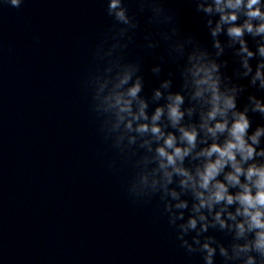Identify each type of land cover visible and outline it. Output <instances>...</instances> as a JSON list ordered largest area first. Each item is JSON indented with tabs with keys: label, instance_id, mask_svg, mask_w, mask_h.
Masks as SVG:
<instances>
[{
	"label": "clouds",
	"instance_id": "obj_1",
	"mask_svg": "<svg viewBox=\"0 0 264 264\" xmlns=\"http://www.w3.org/2000/svg\"><path fill=\"white\" fill-rule=\"evenodd\" d=\"M9 2L18 8L22 0ZM194 2L196 12L203 14L205 27L212 37V47L218 50L216 55L219 56L224 51L218 36L225 33L230 41L229 47L239 45L237 54L245 69L243 76L250 77L251 86H256L259 81V89L264 90V0ZM138 4L139 12H150L148 24L156 27L154 33L148 32L145 35V40L149 41L148 47L156 48L163 43L166 48L182 49L183 44L177 38L181 30L175 25L173 16L163 7L162 0H138ZM107 14L115 22L131 29L139 27V20L135 15L129 14L125 0H108ZM124 31L125 29H120L121 33ZM246 37L257 40L255 50L249 47ZM207 56L206 52L199 51L188 55L190 67L187 71L194 87L193 98H201L207 105L206 111L200 113L199 126L181 123L185 110H182L184 96L180 93H169L168 103L157 106L149 118L146 111L148 104L139 98L142 89L139 78L126 91H113L105 98L108 107L115 110L114 130L123 124L127 132L134 131L141 135L149 133L155 141H162L155 148V159L158 161V169L155 171L159 174L153 175L150 184L145 182L143 187L128 189V192L140 200L158 196L162 214H167L169 225L175 229L180 247L189 254H193L195 250L185 238L186 234L197 230L198 224L197 235L207 232L209 226L219 224L222 229L234 230L238 238L255 230L253 241L236 244L233 249L237 257L255 249L259 253V264H264V163L256 162L257 157L264 158V147H259L260 137L264 135V125L257 126L249 135L252 125L248 107L237 110L236 89L221 90L220 65ZM256 56L260 59L254 70L249 61ZM130 78L131 74L125 73L115 88L119 89L127 84ZM170 83L166 80L161 86L167 89ZM161 96V91L155 90V97ZM248 99L252 104L251 111L264 116V100L255 95H250ZM186 111L191 116L194 109L189 108ZM165 116L175 131L165 130L166 126L161 124V119ZM201 132L204 135L200 143L204 146L197 151V138ZM220 135H224L223 142L219 141ZM122 138L121 136L120 139ZM129 139L134 142L135 137ZM209 139L211 143H208ZM144 143L149 144L150 141L145 140ZM186 157L200 161L194 170L184 166ZM174 178L178 190L177 187H170ZM231 189L237 191L233 192ZM186 193L190 194L191 201L183 198ZM234 204L239 205L235 213L228 211V207ZM217 206H220L218 210ZM186 211L190 212L187 219ZM209 216L212 217L211 220ZM237 216L243 219L232 225L227 223L228 220L236 221ZM193 239L196 244H200L199 239ZM210 240L209 237L200 249L204 254V264H213L216 254V248L212 247ZM220 255L228 257L223 246H220ZM242 264H258V261L255 256L246 255Z\"/></svg>",
	"mask_w": 264,
	"mask_h": 264
}]
</instances>
